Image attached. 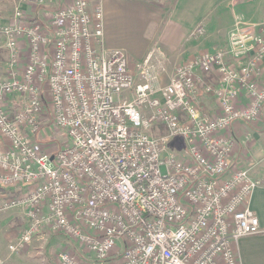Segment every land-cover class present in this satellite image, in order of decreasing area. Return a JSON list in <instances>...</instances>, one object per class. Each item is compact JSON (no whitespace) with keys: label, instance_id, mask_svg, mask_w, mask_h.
<instances>
[{"label":"built area","instance_id":"1","mask_svg":"<svg viewBox=\"0 0 264 264\" xmlns=\"http://www.w3.org/2000/svg\"><path fill=\"white\" fill-rule=\"evenodd\" d=\"M0 38V212L25 221L11 252L49 231L68 240L59 264H239L235 244L263 229L231 128L263 116V32L238 21L227 50L178 63L166 84L164 55L133 64L104 46L101 3L70 0L45 24L17 9ZM46 115L68 139L54 153L38 140Z\"/></svg>","mask_w":264,"mask_h":264},{"label":"crops","instance_id":"2","mask_svg":"<svg viewBox=\"0 0 264 264\" xmlns=\"http://www.w3.org/2000/svg\"><path fill=\"white\" fill-rule=\"evenodd\" d=\"M90 2L101 3L103 6V43L107 49H123L133 64L156 63L159 56L166 57L168 72L161 79L163 84L168 82L169 72L178 63L191 59L204 50L220 49L215 46L218 44L217 39H223V43L227 41V50L229 33L238 21L251 24L264 33V0H175L168 5H162L164 0ZM69 3L70 0H0V25L12 22L17 9L25 17L45 24L51 13ZM199 26L203 27L204 33L196 35L194 31ZM223 36L224 38H220ZM21 45L24 46L23 41ZM8 65L9 51L3 38H0L1 76L7 75ZM205 96L206 98L200 96L199 106L213 113L216 107L214 99L211 95ZM201 97L205 100L202 101ZM9 103L11 108L20 105L19 96L10 97ZM231 132L236 141L232 164L236 168L249 169L252 177L260 181L248 204L258 216L263 229L261 232L241 237L235 244V249L239 264H264V111L262 118L256 122L234 123ZM2 212L4 216L0 221V264H10L11 255L18 253L11 252L9 244L24 227L25 221L21 209ZM6 237L10 240L9 243L6 242L8 245L4 243ZM65 242L68 240L56 243L55 247L59 250ZM34 243L35 240L32 239L20 253L27 251ZM56 261L59 264L58 258Z\"/></svg>","mask_w":264,"mask_h":264},{"label":"rangeland","instance_id":"3","mask_svg":"<svg viewBox=\"0 0 264 264\" xmlns=\"http://www.w3.org/2000/svg\"><path fill=\"white\" fill-rule=\"evenodd\" d=\"M220 38H224V36ZM222 41L223 39H221V41L217 39L218 44L215 46L225 49L227 41L225 40V43ZM202 96L206 98L205 94H202ZM205 98L201 97L202 101L205 100ZM44 118L43 131L38 136V140L41 143L46 144V146H48V150L54 153L56 150L67 144L68 139L66 135L54 127V124L48 115ZM3 216L4 213L0 212V221ZM34 240L35 243L32 247L24 253L11 255L9 260L10 264H57L56 258L59 250L58 247H55V244L60 241H66L67 239L65 235L61 233H50L48 231L47 233L42 232L35 237ZM9 241L8 237L4 238V243H9ZM7 243L5 245H8Z\"/></svg>","mask_w":264,"mask_h":264},{"label":"trees","instance_id":"4","mask_svg":"<svg viewBox=\"0 0 264 264\" xmlns=\"http://www.w3.org/2000/svg\"><path fill=\"white\" fill-rule=\"evenodd\" d=\"M174 2H175V0H164V2L162 3V5L173 4Z\"/></svg>","mask_w":264,"mask_h":264}]
</instances>
